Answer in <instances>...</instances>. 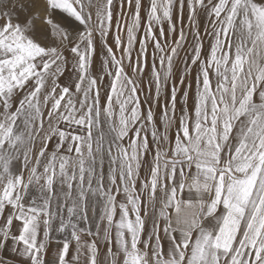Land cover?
Listing matches in <instances>:
<instances>
[{"label": "snow or ice", "instance_id": "1", "mask_svg": "<svg viewBox=\"0 0 264 264\" xmlns=\"http://www.w3.org/2000/svg\"><path fill=\"white\" fill-rule=\"evenodd\" d=\"M0 264H264V0H0Z\"/></svg>", "mask_w": 264, "mask_h": 264}, {"label": "crops", "instance_id": "2", "mask_svg": "<svg viewBox=\"0 0 264 264\" xmlns=\"http://www.w3.org/2000/svg\"><path fill=\"white\" fill-rule=\"evenodd\" d=\"M5 255H10V253H5Z\"/></svg>", "mask_w": 264, "mask_h": 264}, {"label": "rangeland", "instance_id": "3", "mask_svg": "<svg viewBox=\"0 0 264 264\" xmlns=\"http://www.w3.org/2000/svg\"><path fill=\"white\" fill-rule=\"evenodd\" d=\"M142 15H143V12H142Z\"/></svg>", "mask_w": 264, "mask_h": 264}]
</instances>
